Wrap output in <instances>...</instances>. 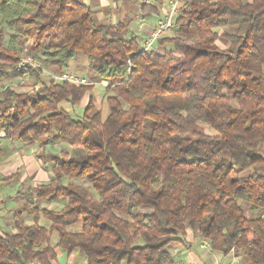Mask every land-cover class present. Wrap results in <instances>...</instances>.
<instances>
[{
    "label": "clouds",
    "instance_id": "9594fccd",
    "mask_svg": "<svg viewBox=\"0 0 264 264\" xmlns=\"http://www.w3.org/2000/svg\"><path fill=\"white\" fill-rule=\"evenodd\" d=\"M0 264H264V0H0Z\"/></svg>",
    "mask_w": 264,
    "mask_h": 264
}]
</instances>
